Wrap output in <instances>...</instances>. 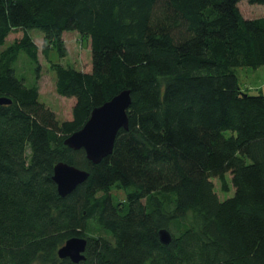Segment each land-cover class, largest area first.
Returning a JSON list of instances; mask_svg holds the SVG:
<instances>
[{
  "label": "trees",
  "instance_id": "trees-1",
  "mask_svg": "<svg viewBox=\"0 0 264 264\" xmlns=\"http://www.w3.org/2000/svg\"><path fill=\"white\" fill-rule=\"evenodd\" d=\"M240 1L0 0V46L23 33L0 50V264H264V94L237 74L264 66V16ZM34 29L62 56L66 31L91 38L92 71L53 64L72 119L18 74L22 51L39 63ZM124 90L129 128L110 155L95 164L65 144ZM60 162L89 173L66 197ZM228 174L222 200L213 179L230 192ZM75 237L87 239L79 263L58 255Z\"/></svg>",
  "mask_w": 264,
  "mask_h": 264
},
{
  "label": "rangeland",
  "instance_id": "rangeland-1",
  "mask_svg": "<svg viewBox=\"0 0 264 264\" xmlns=\"http://www.w3.org/2000/svg\"><path fill=\"white\" fill-rule=\"evenodd\" d=\"M242 14L247 18H256L264 16V4H251L248 0L239 2ZM22 32L15 31L7 38L5 45L0 46V50L11 45L17 38L22 36ZM33 41L38 46L39 63H35L21 52L19 62L16 67L18 74L25 77L28 84H38L40 87V100L55 111L60 121L72 119L75 98L65 97L57 91V76L53 68L54 63H60L64 66L73 67L81 71L90 72L93 68L92 44L91 38L78 31H66L63 35V43L66 49V56H62L60 51L53 43H50L43 32L39 29L31 31ZM39 66V68H38ZM237 68L240 86L243 90H248L251 94L263 92L264 94V66L254 68ZM251 88L250 90L247 88ZM230 185V192H223L220 180L214 178L215 189L222 200L232 196L234 189L232 186L231 175H227ZM114 194L119 199L124 200L126 193L115 191ZM192 217V212L188 214ZM91 234H103L101 229L92 224Z\"/></svg>",
  "mask_w": 264,
  "mask_h": 264
},
{
  "label": "water",
  "instance_id": "water-1",
  "mask_svg": "<svg viewBox=\"0 0 264 264\" xmlns=\"http://www.w3.org/2000/svg\"><path fill=\"white\" fill-rule=\"evenodd\" d=\"M7 103H11V100L0 98V104ZM131 104V91H122L110 101L94 108L84 127L68 137L65 144L74 150L84 149L89 160L95 164L100 163L112 153L120 129L129 128L128 109ZM88 177L89 173L85 170L65 162L58 163L54 168L53 179L63 197L70 195ZM160 238L165 244L171 242V235L167 230L160 231ZM86 247V238H71L59 249L58 255L79 263L85 259Z\"/></svg>",
  "mask_w": 264,
  "mask_h": 264
},
{
  "label": "crops",
  "instance_id": "crops-1",
  "mask_svg": "<svg viewBox=\"0 0 264 264\" xmlns=\"http://www.w3.org/2000/svg\"><path fill=\"white\" fill-rule=\"evenodd\" d=\"M247 69H248V68H246V71H248ZM247 88H248L249 90L251 89V88H249V87H247ZM244 91L248 92V90H244ZM262 93H263V92H262Z\"/></svg>",
  "mask_w": 264,
  "mask_h": 264
}]
</instances>
